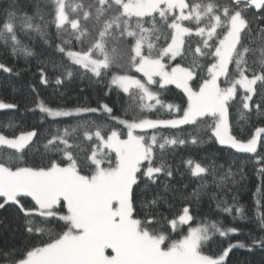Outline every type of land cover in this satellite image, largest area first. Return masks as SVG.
<instances>
[{
    "label": "snow or ice",
    "instance_id": "snow-or-ice-1",
    "mask_svg": "<svg viewBox=\"0 0 264 264\" xmlns=\"http://www.w3.org/2000/svg\"><path fill=\"white\" fill-rule=\"evenodd\" d=\"M0 72V264L264 252V0H0Z\"/></svg>",
    "mask_w": 264,
    "mask_h": 264
},
{
    "label": "trees",
    "instance_id": "trees-1",
    "mask_svg": "<svg viewBox=\"0 0 264 264\" xmlns=\"http://www.w3.org/2000/svg\"><path fill=\"white\" fill-rule=\"evenodd\" d=\"M75 2V0H73ZM36 49L38 51H43V47L40 44L39 41L36 42ZM20 65L23 67L24 65V59L21 57L20 59ZM38 63L37 60L32 59V71H22L20 76H13L9 78V83L14 84L16 89L19 90L21 94L28 93L29 83L33 82L34 80V73H35V65ZM7 77V74L0 72V80H4ZM174 92H178L179 90L174 89ZM54 86H51L47 89L41 88V94L45 97L52 98ZM65 99L69 104H74L77 101L78 98V91L76 84L73 83L69 86H66L64 89ZM94 95V94H93ZM249 175H252V170L249 168ZM240 202L244 204L249 212V215H251V209H252V201H251V190L250 186H246L242 192L240 197ZM182 203L177 202L175 205V208L173 209L174 212H178L182 208ZM214 207V206H213ZM202 212H208V203L205 200V202L201 205ZM13 217V210L11 208L0 210V221L3 223H0V230H4L7 228V231L10 232L13 227H15V222L12 219ZM247 228L254 229L253 224L247 225ZM239 239H245L244 236L238 237ZM231 259L233 261V264H264V252H261L260 250H256L253 252H248L245 250H236L234 254L231 256Z\"/></svg>",
    "mask_w": 264,
    "mask_h": 264
}]
</instances>
